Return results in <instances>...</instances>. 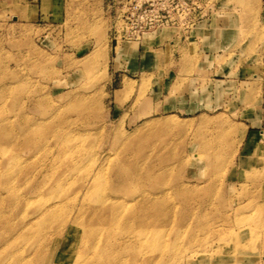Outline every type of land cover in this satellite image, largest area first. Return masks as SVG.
Listing matches in <instances>:
<instances>
[{
  "label": "rangeland",
  "instance_id": "374dc122",
  "mask_svg": "<svg viewBox=\"0 0 264 264\" xmlns=\"http://www.w3.org/2000/svg\"><path fill=\"white\" fill-rule=\"evenodd\" d=\"M100 1L1 4L0 264H264V0L155 4L176 22L139 36ZM97 199L139 219L82 229ZM44 204L82 230L5 249Z\"/></svg>",
  "mask_w": 264,
  "mask_h": 264
},
{
  "label": "bare ground",
  "instance_id": "6f19581e",
  "mask_svg": "<svg viewBox=\"0 0 264 264\" xmlns=\"http://www.w3.org/2000/svg\"><path fill=\"white\" fill-rule=\"evenodd\" d=\"M225 134H227V137L230 135L228 133H225ZM202 144H203V142H202ZM204 145L207 147L208 146L211 147L209 142H207V143L205 142ZM210 161H213V157L209 155L207 162L210 164L211 163ZM134 176H135V174H133V172H131L130 177L128 175L126 178H124L123 179L124 182L122 181L124 183V186L128 187V184H130V183L133 184L134 178H135ZM64 184L65 183L63 182V180L59 181L55 184V186H53L52 189H54L57 193H62L65 196L66 193L64 192V189H65ZM149 200L150 201L146 200L145 202H143L142 206H144L147 210H151V212L154 209H157V211L163 210V207H164L163 205H165L166 208H169L166 204H164V200L161 199V197H157L155 199H149ZM94 202H95V205L90 209L92 212L93 218H91V219L89 218L91 216V214L88 215L86 213L84 215L83 214L81 215L82 218L88 222V224L86 223L85 227L83 226L82 229L96 228L97 225H94V224L91 225L90 224L91 222H94V220L100 221V223L102 222L103 225L107 224L108 226H119V227L129 226V227H133L137 222L136 218L139 219V216H136V212L134 211V210H136V208L135 207H129L128 205H125L124 204L125 202L121 203V202H116L113 200L106 201L104 199H97ZM52 206L53 205L46 206V204H44V206H41L38 209L37 214L40 215V217H41V222L39 223L40 225H38V226L32 225L33 223H31V219L26 220L25 218H23V220L20 224V225H22L21 228L15 227L12 229V226H10V224L8 223L5 226L6 228L4 229V231L2 230V233H3V235H2L3 236V242L2 243H5V249H7L8 247L11 248L14 245H16L17 240H27V241L29 240L32 243H38L45 236V234H46L45 232L47 231L46 228L49 225L52 226V228H55V227L61 228L64 226L70 227L71 231H69V232L71 233V235L77 236L76 232H78V230L79 231L82 230V229H80L82 227L81 224L78 223L79 222V216L78 217L73 216V218H71L70 217L71 215H67L68 216L67 218L65 217L64 220L58 221V218L60 215L58 216L57 213H55L54 211H51ZM148 214H150V213H148ZM5 216H6V214H0V218L1 217L4 218ZM89 221H90V223H89ZM138 222L141 225H146V226L150 225V224L158 225V223L159 224L160 223H166V222H158V220L151 221V219L147 220L146 218L145 219L141 218ZM42 229H45V230L43 232H41ZM39 231H40V233L36 234ZM56 231H58V230H56ZM63 242L65 244L66 241H63ZM97 248H98L97 244H94L93 251L98 250ZM6 252L7 251H5V250L3 251L4 254ZM20 256H21V254L14 255L13 261L16 260V261L20 262V260H21ZM67 256L68 257H66V258L71 257V255H67ZM116 259H118V260H116ZM119 260L120 259L116 257L112 263L114 264V262H118ZM32 261H33L32 259H29V260L27 259L26 263L32 262ZM26 263H24V264H26ZM70 263L73 264V262H69V264ZM100 263H101V260H98L97 262H95L94 260H89V257H88L85 261L83 260L82 262H78L75 264H100ZM55 264H58V262H55Z\"/></svg>",
  "mask_w": 264,
  "mask_h": 264
},
{
  "label": "built area",
  "instance_id": "2783aa9c",
  "mask_svg": "<svg viewBox=\"0 0 264 264\" xmlns=\"http://www.w3.org/2000/svg\"><path fill=\"white\" fill-rule=\"evenodd\" d=\"M205 1L206 0H106V4H124L126 23L132 26L131 34L139 36L150 28L170 25L176 22L174 16L167 15L163 8H158L155 4H206Z\"/></svg>",
  "mask_w": 264,
  "mask_h": 264
},
{
  "label": "crops",
  "instance_id": "0c3cea01",
  "mask_svg": "<svg viewBox=\"0 0 264 264\" xmlns=\"http://www.w3.org/2000/svg\"><path fill=\"white\" fill-rule=\"evenodd\" d=\"M100 2H102V4H106V0H101ZM1 4L2 7H5V5L3 4H68L67 0H0V8H1ZM158 41H164V45L162 42L163 46H160L159 44H157L156 46L161 47L162 49H166L167 48V37H162L159 38ZM170 42L174 41L173 40H169ZM173 44V43H172ZM143 48V46H142Z\"/></svg>",
  "mask_w": 264,
  "mask_h": 264
}]
</instances>
